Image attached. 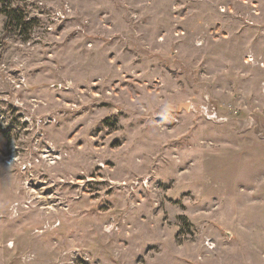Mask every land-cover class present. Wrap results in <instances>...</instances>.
<instances>
[{
    "label": "rangeland",
    "instance_id": "obj_1",
    "mask_svg": "<svg viewBox=\"0 0 264 264\" xmlns=\"http://www.w3.org/2000/svg\"><path fill=\"white\" fill-rule=\"evenodd\" d=\"M9 1L0 264H264V0Z\"/></svg>",
    "mask_w": 264,
    "mask_h": 264
},
{
    "label": "trees",
    "instance_id": "obj_2",
    "mask_svg": "<svg viewBox=\"0 0 264 264\" xmlns=\"http://www.w3.org/2000/svg\"><path fill=\"white\" fill-rule=\"evenodd\" d=\"M3 8L0 10L5 15L4 31L12 34L22 35L28 38L30 29L35 23V19L26 17L24 10L19 6H13L9 0H0Z\"/></svg>",
    "mask_w": 264,
    "mask_h": 264
}]
</instances>
